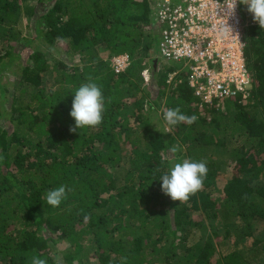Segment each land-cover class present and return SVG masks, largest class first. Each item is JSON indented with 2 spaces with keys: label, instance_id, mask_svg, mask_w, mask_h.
Returning a JSON list of instances; mask_svg holds the SVG:
<instances>
[{
  "label": "trees",
  "instance_id": "obj_1",
  "mask_svg": "<svg viewBox=\"0 0 264 264\" xmlns=\"http://www.w3.org/2000/svg\"><path fill=\"white\" fill-rule=\"evenodd\" d=\"M150 5L0 0V264H264V29L240 14L247 93L209 103L183 60L158 55ZM119 53L129 63L115 71ZM89 82L102 121L70 132ZM177 107L198 119L163 132ZM185 158L208 172L179 203L160 177ZM61 185L66 198L47 205Z\"/></svg>",
  "mask_w": 264,
  "mask_h": 264
},
{
  "label": "built area",
  "instance_id": "obj_2",
  "mask_svg": "<svg viewBox=\"0 0 264 264\" xmlns=\"http://www.w3.org/2000/svg\"><path fill=\"white\" fill-rule=\"evenodd\" d=\"M225 2L153 0L159 24L160 54L167 59L183 60L194 94L209 103L215 98L246 95L250 83L243 50L246 22L240 16L239 2L235 15L226 17L222 11ZM225 20L233 35L222 33ZM237 33L238 39L234 36ZM128 63L127 53L111 57L115 71L124 69ZM141 74L147 80L149 68L144 67Z\"/></svg>",
  "mask_w": 264,
  "mask_h": 264
},
{
  "label": "clouds",
  "instance_id": "obj_3",
  "mask_svg": "<svg viewBox=\"0 0 264 264\" xmlns=\"http://www.w3.org/2000/svg\"><path fill=\"white\" fill-rule=\"evenodd\" d=\"M237 2L246 5L247 11L252 14L253 21L258 23L261 29H264V0H226L222 6V11L226 17L235 15ZM221 31L225 35H233L232 29L227 25L226 20ZM234 36L238 39V33ZM104 108V97L100 87L93 82L82 84L72 97L69 115L74 118L75 123L70 126L69 131L76 132L78 129L81 131L85 127L99 125L102 121ZM163 118L166 125L169 126L163 132H170L171 126H176L180 123L191 125L198 119L195 115L183 114L179 107L167 109L163 113ZM157 130L161 131L160 129ZM177 150L176 146L169 149L172 153H176ZM207 172L206 162H195L185 158L182 162L173 163L169 172L160 177L162 182L161 190L173 201H179V203L187 202L190 196L202 189ZM65 198L66 189L65 186L61 185L48 191L44 202L51 207H58ZM87 219L88 217H85V220ZM31 264H46V260L34 256Z\"/></svg>",
  "mask_w": 264,
  "mask_h": 264
},
{
  "label": "rangeland",
  "instance_id": "obj_4",
  "mask_svg": "<svg viewBox=\"0 0 264 264\" xmlns=\"http://www.w3.org/2000/svg\"><path fill=\"white\" fill-rule=\"evenodd\" d=\"M150 9V13H152V15H153V17H154V23L156 22V8H155V6H151L150 5V7H149ZM240 14H241V16L243 17V19L246 21V22H248L249 21V13H248V11H247V6L246 5H244V7L242 8V7H240ZM252 15V14H251ZM21 26V28L23 29L24 27H23V25H20ZM153 30V33H154V41L155 42H157L158 40H159V32L157 31H155V28H153L152 29ZM22 33H24V31H22ZM158 55L160 56V57H162L161 55H160V53H158ZM9 71V70H8ZM10 72V71H9Z\"/></svg>",
  "mask_w": 264,
  "mask_h": 264
},
{
  "label": "water",
  "instance_id": "obj_5",
  "mask_svg": "<svg viewBox=\"0 0 264 264\" xmlns=\"http://www.w3.org/2000/svg\"><path fill=\"white\" fill-rule=\"evenodd\" d=\"M155 61H156V59H154L153 65H155Z\"/></svg>",
  "mask_w": 264,
  "mask_h": 264
}]
</instances>
